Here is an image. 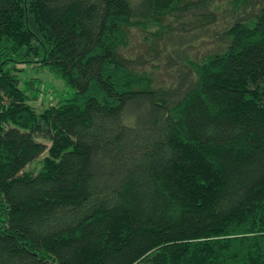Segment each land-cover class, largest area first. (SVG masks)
<instances>
[{"label":"trees","instance_id":"obj_1","mask_svg":"<svg viewBox=\"0 0 264 264\" xmlns=\"http://www.w3.org/2000/svg\"><path fill=\"white\" fill-rule=\"evenodd\" d=\"M213 3L0 0V264H264V0L191 55ZM138 30L187 70L161 83Z\"/></svg>","mask_w":264,"mask_h":264},{"label":"rangeland","instance_id":"obj_2","mask_svg":"<svg viewBox=\"0 0 264 264\" xmlns=\"http://www.w3.org/2000/svg\"><path fill=\"white\" fill-rule=\"evenodd\" d=\"M211 1H214L213 4H216L220 7V12H217V14L215 15L216 21L208 25L209 29H211V35L214 38L209 37L205 40L194 42L191 44V46L187 45L185 47L184 45L183 49L191 55H194L195 53L201 54L204 51L211 49L217 42V38H219L220 34L223 33L234 20L232 6L229 4L230 0ZM177 25L178 23H175V26ZM145 33L146 32L141 30H138L136 33H132L134 49L136 53L143 54L144 60L147 61V63L145 64V69H150V67L153 65L162 66L163 68L161 70H158L157 72L159 81L161 83L169 84L175 77H178V73H183L187 70L185 58L182 57L181 59H179L178 57H176L177 59L175 58V60L173 61V63L176 64L168 65L169 53L166 52L163 44H159L156 52L152 51L149 47V40L147 39ZM178 33L182 37L187 38L192 32L185 33L180 28ZM172 55L175 57L174 54ZM20 78L22 82L28 79H37L41 81L42 89L45 92L44 96H42V98L45 100L44 108L49 107L51 104L57 105L60 101L70 99L74 94L73 89L69 85H67V83L63 79L55 76L48 70H41L34 67L28 68L23 74H20ZM22 86L25 87L23 84ZM37 104L40 106V101L37 102ZM30 168H32V166ZM33 168L38 169L39 165H33Z\"/></svg>","mask_w":264,"mask_h":264}]
</instances>
